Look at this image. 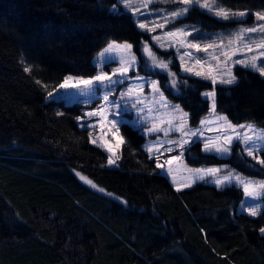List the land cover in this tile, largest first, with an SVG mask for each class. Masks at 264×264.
Segmentation results:
<instances>
[{"label": "trees", "instance_id": "obj_1", "mask_svg": "<svg viewBox=\"0 0 264 264\" xmlns=\"http://www.w3.org/2000/svg\"><path fill=\"white\" fill-rule=\"evenodd\" d=\"M218 1L264 12V0ZM181 22L224 27L198 8ZM148 38L118 0H0V264H264V210L238 212L243 188L197 182L177 191L149 158L147 137L129 124L120 128L119 161L109 165L107 150L77 120L85 106L48 100L69 75L95 77L94 57L110 42H128L140 55ZM235 74V85L215 87L216 112L264 128V77L241 67ZM160 77L198 127L211 83L185 77L188 87L175 92ZM189 147L190 167L264 179L240 143L227 158L205 153L201 142Z\"/></svg>", "mask_w": 264, "mask_h": 264}, {"label": "rangeland", "instance_id": "obj_2", "mask_svg": "<svg viewBox=\"0 0 264 264\" xmlns=\"http://www.w3.org/2000/svg\"><path fill=\"white\" fill-rule=\"evenodd\" d=\"M118 2L125 11L123 3H121L120 0H118ZM205 2L209 3L210 5H213V13L210 14L206 9H200V10H202V11L206 12L207 14H209L210 16L216 18L219 22L224 24V27L216 28L213 26V28H203L199 25L182 23L181 21L188 16L189 12L193 8H195L194 6L192 8H190V11L183 18H179V19H176L175 21H173L172 18L167 15V13H170L173 10H176L178 8L186 6V5H182L180 3V0H152V2L147 5V8L143 7L144 0H131L132 7H139L140 12L139 13H132L131 11H126V12L132 14L133 19H134L138 28H139L138 22H143V23L147 24L149 26V28H151L156 24H165V20L166 19L168 20V22L165 24V26L163 28L157 27L155 32H148V31L142 30L140 28H139V30H141L143 33H146L149 36L147 44L149 45V47H151V50L153 53H155L157 59L162 58L165 61H168L171 58V64L169 65V70L171 72L176 73L177 86L175 88L171 87V85H170L171 77L168 75V72L163 71L157 67H153L152 62L146 53H142L140 51V55L136 54L132 44H131L132 48H131L130 52H121V51L105 52L106 48H104L103 50H101L99 53H97L95 55L94 60H93L94 64L98 68L96 75L101 74L103 72V73H108L110 76H112L113 70H115L116 68H119L121 66L120 59L122 56L125 59H131V57L134 55L136 58V68H135V71L130 69L128 72V76L134 78L135 76L139 75L141 77H144L145 80L150 79V80H156L159 82L160 91L163 92L164 96L166 97L167 101L169 102V105H170L169 108L168 109H162V108H158V107L154 106L155 100H153V98H152L153 94L151 93V89H150L148 84H145L142 93H139V90L137 89V95H139L143 99V104H137L136 108H132L130 106L131 102L128 101V98L127 97L123 98V100L125 101L124 108L126 109V111H124L123 119L125 121V124H129V125L135 127L136 129L140 130V132L147 137V141L145 143V150L149 146H152L153 152L151 155L153 158H156V156L158 155L159 156V162L161 164H164L165 161L167 159H169L170 157L179 155V153L181 151H183L185 153V150L190 145H186L185 149H183V150L176 148L175 145H168L167 143H165L163 146H161L159 144V141H166L168 139L177 140L180 138V133L179 132H169V135L167 137H165L163 132L149 133V131H148V128L151 127V125L153 123L157 124L161 128H167L168 125H167L166 121L170 118L169 113H171L172 115H178V113H172L171 105H179V104L175 103L174 101H172L171 99H169L167 97V94L165 93V91L162 89V86H161L160 75H164L167 78V86L168 87L172 88L175 92H178V88L181 85V83H180L181 78L195 77L190 73H185L183 71V67L181 66V63L179 60V55H182L185 51H191L193 53L194 57L207 58L208 62L212 63L214 66L216 65V61L211 59V57L213 55H219L220 59L222 61L225 59L224 56L220 55L221 51H226V50H230L233 48L240 49L241 50L240 53L238 55L232 57L233 61H235L237 59H245L246 57H250L253 55L258 56L259 52H264V48H257L258 44L264 43V33H261L259 31L255 32V33L241 32L242 29H247V28H251L254 26L258 27L259 25L264 24V20H258L255 17V13L264 14V12H262V11H235V10H232V9L225 7L218 0H200L201 4H203ZM215 6L223 7L229 13L245 12V13H247V16H246V18L237 17V18H230L228 20H224V19H222L220 17H216L214 15ZM141 13L149 14L148 18L146 19L144 15H141ZM241 19L244 20V22H239V23L236 22L237 20H241ZM178 27H184L187 30L192 31V35H189L186 38L187 41L193 42V43H198L201 45L202 48L206 45H209V44L214 45V47L209 48L207 53H205L203 51L196 52L195 49L180 48L179 44H174L172 46H167L165 48H159L157 45V42L151 38L153 36H160L161 37L160 42L164 43L165 45H169V44H171V39L166 38L164 36V33L168 32V31H172ZM194 29H199L200 30L199 33H197ZM197 35H201L202 38L193 39V37L197 36ZM230 41L232 42L231 44L229 43ZM112 42H115V41H112ZM115 43H116V45H120V44H124L125 42H122V43L115 42ZM221 44L223 45V48L220 47ZM245 45H249L253 49V51H251V52L247 51L245 49ZM142 47H143V45L141 46V48ZM177 48H179V53L176 52ZM185 60L188 61L189 66L191 65V63L194 62V61H190L188 57H185ZM229 63H231V62H229ZM257 63H258V65H264V57H259V59L257 60ZM145 65H147V67H145ZM141 66H143V71H140ZM237 67H241V68L250 70L249 68H246L243 65L235 64L232 66V72L235 76H236L235 69ZM256 73L260 74L259 72H256ZM69 76H72L76 79H79V78L92 79L93 78V77L92 78L77 77V76H73V75H69ZM262 77H264V76H262ZM112 78H113V80H115L118 78V75L112 76ZM196 78H200V77H196ZM236 78H237V76H236ZM200 79H202V78H200ZM202 80H204V79H202ZM205 81H208V80H205ZM73 82H75V80ZM208 82H210V81H208ZM237 82H238V78H237ZM97 83H99V82H97ZM140 83H143V81H137L135 79L126 80L124 82V84L118 85V86L117 85H108L107 82H105V84L107 86L104 88H100L99 90H96L94 86L92 88H84L83 86H81V88H79V89L78 88L61 89L58 87L54 92H52L53 96L55 97V99H53V100H64L69 104H73V103L82 104L85 106L84 113H87V112H91V111L95 110L100 105L104 104L103 95L108 90V87H113L115 89V91L109 95V99L110 100H117V99H121L120 93L127 91V88L129 86L138 85ZM235 84H233V85H235ZM218 85H222V84L217 83L215 85V87ZM224 86H232V85H224ZM208 91H211V90H208ZM201 96H202V98H204L202 94H201ZM133 99H135V96L133 97ZM156 99H158V96H156ZM48 100H52V98L48 97ZM208 102H209V106H210V111H209V114L207 116H205L202 120H205L207 118V120H209L211 122L205 123L203 125H201V123H200V125L198 127H192L190 125L189 113L187 111H185L179 105L180 108L183 109L184 112L188 113V128H190V129L199 128L200 131L203 132V136L200 137V141L202 143V146H203L204 141L209 140V139L215 140L218 136H222L225 134L223 131H218L220 126L222 124H224L225 122L222 120H220V121L215 120V117L211 111V100L209 99ZM145 105H152L153 106L151 114H149L147 108H145L144 112L138 111L139 108L144 107ZM215 113L220 115V116L226 117L224 114L216 112V109H215ZM145 117H147V119H145ZM113 118H114V114L111 112V109H110L109 114H108V121H111ZM100 119H101L100 117H92L91 120L81 119L79 121L81 122V124H91L92 125V127H88V128L91 130V142L93 140H96V143H93V144L102 146L105 144V142H107L109 145L112 146L113 151L115 152V156L113 157V159H115L116 156H118L120 158V150L122 148L123 143L120 144L119 147H116L118 140L122 137L121 132H120V128L122 125L119 123L120 117L119 116L116 117V119L118 121L117 127L119 128L118 132H116V128H112V125L108 121H105L103 123V125H101ZM227 120H228V118H227ZM161 121H165V123H161ZM175 123H176V121H173V125H175ZM232 124L233 125H239V124H234V123H232ZM242 124L247 126V125L252 124V123H242ZM252 125H254V124H252ZM254 126H255L254 130L248 133L250 136H252L255 139L259 135H264V131H262V130H264V128L258 127L256 125H254ZM109 129H111V131H109ZM238 131L245 132V131H247V127H245L244 129H238ZM113 133H116V135L114 136ZM227 134H233V133H231V131L229 130V132ZM192 139L195 140L196 138L194 137ZM123 141H124V139H123ZM154 141H156V143H153ZM236 143L237 142L234 141L232 147ZM239 143L243 146V149H244L245 145L243 144V142L241 141ZM102 147L104 149H106V147H104V146H102ZM167 147H173L174 151H172L171 153L165 151V149ZM157 148H159V152L156 151ZM257 148H264V142L258 140L256 145L254 146V149H257ZM147 153L150 155V153L148 151H147ZM205 153H209V152H205ZM245 153H246V151H245ZM108 154H109V156L111 155V153H109V152H108ZM212 154H215V153H212ZM254 154L256 155L257 159H253V157H251V158L255 162L258 163L259 159H264V157H263L264 151L256 150V151H254ZM215 155H217L219 157L227 158L231 154L230 155H224V156H221L218 154H215ZM118 161H119V159L116 160V164L118 163ZM261 166L264 167V165H261ZM168 167L169 166L165 164L164 169L160 168L161 172L166 174V169ZM170 167L172 168V172L167 173L166 176L169 177L170 181L172 182V184L174 185L175 188L180 187L181 189H187L189 187H182V186L185 184L191 183V181L193 179H195V182L191 183V186L197 182H207L209 184L215 185L214 177L206 176L205 180L201 181V180H199L197 174H195L194 172L188 171L189 169H197V168L190 167L185 162L184 155L180 160L174 161ZM199 168H220L221 172L218 173V175L221 177L224 175H227L229 172V171H225L226 167H224V166H212V167L203 166V167H199ZM231 171L234 174H239L241 176V178H243L246 182H253V186H255L256 183L264 182V179L249 177V176L241 174L240 172H238L236 170H231ZM82 181L85 184H87L88 186H90L85 180H82ZM233 184L237 185L235 183H233ZM237 186L243 188L240 185H237ZM91 188H93V187H91ZM93 189L96 191H99V189L97 187H95ZM257 190L260 192V198H250V197H247L245 195V199L243 200V202L240 204V206L238 208L239 213H245V214L250 215L248 209H249V207H253V206L258 208V214L264 210V189H257ZM101 193H104V192H101Z\"/></svg>", "mask_w": 264, "mask_h": 264}, {"label": "snow or ice", "instance_id": "obj_3", "mask_svg": "<svg viewBox=\"0 0 264 264\" xmlns=\"http://www.w3.org/2000/svg\"><path fill=\"white\" fill-rule=\"evenodd\" d=\"M121 3H123L125 11H131L132 13H139L140 8L139 7H132L131 0H120ZM152 0H144L143 7L147 8V5L151 3ZM180 3L182 5H186L184 7L178 8L176 10L171 11L170 13H167L168 16L172 18L173 21L179 18H183L189 11L190 8L193 6L198 9H206L210 14L213 13V5H210L209 3L205 2L203 4L200 3V0H180ZM110 11L115 15H121L115 5H113L110 8ZM141 15H144L145 18H148L149 14L141 13ZM214 15L216 17H220L224 20H228L230 18H246L247 13L245 12H238V13H229L226 11L223 7L215 6ZM255 17L258 20H264V14L255 13ZM168 22V20H165V24ZM236 22H244V20H237ZM165 24H156L153 27L149 28V26L143 22H138V26L142 30H146L148 32H155L156 28H163ZM197 33H199V29H194ZM261 32L264 33V24L259 25L258 27L254 26L247 29H242L241 32L244 33H255V32ZM192 35V31L187 30L184 27H178L175 28L172 31H168L164 33V36L166 38L171 39V44L165 45L164 43H161V37L160 36H153L151 37L154 41L157 42V45L159 48H165L167 46H172L174 44H179L180 48L185 49H195L196 52H208L209 48H213L214 45L209 44L201 47L198 43L189 42L186 40V38ZM202 38L201 35L194 36L193 39H199ZM232 43L231 41L229 42ZM221 48H223V45H220ZM132 48V45L125 42L124 44L116 45L115 42H110L108 46L105 49V52H113V51H121V52H130ZM257 48H264V43H260L257 45ZM245 49L249 52L253 51V49L249 45H245ZM142 53H146L147 56L150 58L153 67H157L163 71H167L168 75L171 77L170 85L171 87L175 88L177 86V78L176 73L171 72L169 70V65L171 64V58L168 61H165L164 59H157L155 53L152 52L151 47L147 44V42H143V47L140 49ZM240 49H230L226 51H221L220 55L224 56V60L222 61L220 59L219 55H213L211 57L212 60L216 61V65L214 66L212 63L208 62L207 58H199L194 57L193 53L191 51H185L182 55H179V60L181 63V66L183 67V71L185 73H190L195 77H200L204 80H208L211 82L212 90L211 91H205L202 93L203 97L205 98V101L211 100V111L212 114L215 117V120L217 121H224L225 123L220 126L218 131H223L225 134L222 136H218L215 140H206L203 142V151L209 152V153H215L221 156L224 155H230L232 151V145L235 142L237 144L239 142H243L245 145V148L243 151H246L247 156L253 157V159H257L256 155L254 154V151L261 150L264 151V148H257L254 149V146L256 145L257 141L264 142V135H259L255 139L250 136L248 133L253 131L255 126L252 124L249 125H233L230 121L227 120V117L220 116L215 113L216 109V91H215V85L217 83H220L222 85H233L237 83V78L232 72V66L235 64L243 65L246 68H249L252 71L259 72L260 75L264 76V65H258L257 60L259 57H264V52H259L258 56L253 55L250 57H246L245 59H237L235 61L232 60L233 56H236L240 53ZM176 52L179 53V48L176 49ZM185 57H188L190 61H194L189 66L188 61L185 60ZM231 62V63H229ZM121 66L119 68H116L113 70L112 76H117L118 78L113 80L112 76H110L108 73H101L93 77L92 79H83L79 78L76 79L72 76L65 77L63 80V83L59 85V88L61 89H68V88H81L83 86L84 88H92L95 87L96 90H99L100 88H104L107 85L105 82H107L108 85H122L126 80H132L135 79L137 81H143V83H140L138 85H132L127 88V91L121 92L120 96L121 99L117 100H110L109 95L112 94L115 89L113 87H108V90L103 95L104 104L100 105L98 108L91 112H87L84 114V117H77V120L81 119H88L91 120L92 117H100V123L103 125L105 121H108V114L109 110L111 109V112L114 114V118L111 121H108L112 128H116V132L119 131V128L117 127V119L116 117L119 116L120 120L119 123L121 125L125 124V121L123 119L124 111L126 109L124 108L125 101L123 100L124 97L128 98V101H130V106L132 108H136L137 104H143V99L137 95V89L139 90V93L143 92L144 85L148 84L151 93L153 94L152 98L155 100V105L158 108L162 109H168L169 108V102L167 101L166 97L164 96L163 92L160 91L159 82L156 80H145L144 77H141L139 75L133 77L128 76V72L130 69L135 71L136 68V58L133 55L131 59H125L123 56L120 59ZM147 67V65H145ZM28 70V69H26ZM75 80V82H73ZM99 82V83H97ZM180 83L183 84L185 87H188V80L181 79ZM135 96V99L133 97ZM156 96H158V99H156ZM48 97L55 99L52 92L48 93ZM146 99V98H145ZM152 105H145L144 107H141L138 109L140 112H144L145 108H147L149 114H151L152 111ZM119 110V111H118ZM172 113H178V115H172L169 113L170 118L166 121L168 127L167 128H161L157 124L153 123L151 127L148 128L149 133L153 132H163L164 136L167 137L169 135V132H179L180 138L177 140H171L168 139L166 141H159V144L163 146L165 143L168 145H175L178 149H185L186 145H191L193 143H199L200 137L203 136V132L200 131L199 128L196 129H190L188 128V113L184 112L183 109L180 108L179 105H171ZM147 119V117H145ZM173 121H176L175 125H173ZM211 121L207 120H201V125L205 123H210ZM161 123H165V121H161ZM81 127H92L91 124H81ZM247 127V131L240 132L238 129H244ZM231 131L233 134H227ZM111 131V129H109ZM264 131V130H262ZM115 136L116 133H113ZM196 138L193 140L192 138ZM123 138L121 137L118 140V143L116 147H119L120 144H122ZM92 143H96V140H93ZM153 143H156L154 141ZM106 147V150L111 153V155L108 158V164L109 165H115L116 160L119 159L118 156H116L115 159L113 157L115 156V152L113 151V148L111 145H109L107 142H105L104 145ZM150 153V157L152 158V152L153 148L152 146H149L146 149ZM187 151H191V148L188 147L186 149ZM157 152H159V148L156 149ZM165 151L171 153L174 151L173 147H167ZM162 154V153H161ZM184 155V152L181 151L179 155L172 156L169 159L165 161L164 164H161L159 162V156H156L157 164L156 166L158 168L164 169L165 164L169 167L166 169V174L172 172V168L170 167L174 161L180 160ZM258 163L260 165H264V159H259ZM227 167V166H225ZM188 171L194 172L198 175L199 180L203 181L205 180L206 176H212L214 177V183L217 187H226L228 185H232L233 183L240 185L243 187V191L247 197L250 198H260V192L257 189H264V182L256 183L255 186H253V182H246L239 174H234L232 171H229L227 175L219 176L218 173L221 172L220 168H197V169H189ZM79 176L80 174L77 173ZM81 180H85L91 187L95 188L96 185L92 183L91 180H87L86 177L80 176ZM195 179L191 181V183H194ZM191 183L185 184L182 187H191ZM181 190L180 187H177V191ZM100 192H105L104 189H99ZM108 195H112L111 193H107ZM126 203V202H125ZM249 214L252 216H256L258 214V208L257 207H249L248 209ZM261 233H264V228L260 229Z\"/></svg>", "mask_w": 264, "mask_h": 264}, {"label": "crops", "instance_id": "obj_4", "mask_svg": "<svg viewBox=\"0 0 264 264\" xmlns=\"http://www.w3.org/2000/svg\"><path fill=\"white\" fill-rule=\"evenodd\" d=\"M163 174H165V173H163ZM166 175V174H165ZM172 183V182H171ZM174 186V185H173ZM176 190H177V188H175ZM181 189V188H180ZM181 190H183V189H181Z\"/></svg>", "mask_w": 264, "mask_h": 264}]
</instances>
